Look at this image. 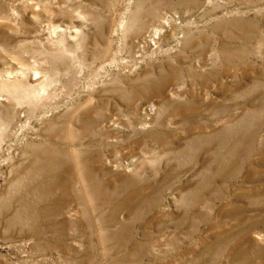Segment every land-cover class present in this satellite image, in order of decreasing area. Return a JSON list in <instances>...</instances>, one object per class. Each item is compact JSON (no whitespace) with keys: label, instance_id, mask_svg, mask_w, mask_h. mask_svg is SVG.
<instances>
[{"label":"rangeland","instance_id":"rangeland-1","mask_svg":"<svg viewBox=\"0 0 264 264\" xmlns=\"http://www.w3.org/2000/svg\"><path fill=\"white\" fill-rule=\"evenodd\" d=\"M0 264H264V0H0Z\"/></svg>","mask_w":264,"mask_h":264},{"label":"bare ground","instance_id":"bare-ground-1","mask_svg":"<svg viewBox=\"0 0 264 264\" xmlns=\"http://www.w3.org/2000/svg\"><path fill=\"white\" fill-rule=\"evenodd\" d=\"M42 87V86H41ZM42 89V88H41Z\"/></svg>","mask_w":264,"mask_h":264}]
</instances>
